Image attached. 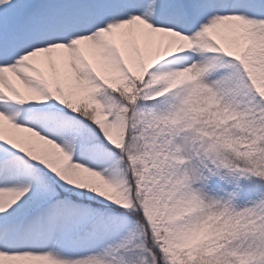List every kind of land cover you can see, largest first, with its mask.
Listing matches in <instances>:
<instances>
[{"label":"snow or ice","instance_id":"snow-or-ice-1","mask_svg":"<svg viewBox=\"0 0 264 264\" xmlns=\"http://www.w3.org/2000/svg\"><path fill=\"white\" fill-rule=\"evenodd\" d=\"M0 264H264V0H0Z\"/></svg>","mask_w":264,"mask_h":264}]
</instances>
